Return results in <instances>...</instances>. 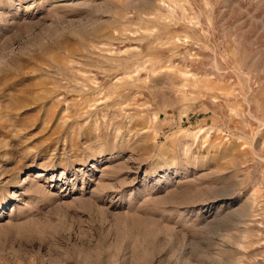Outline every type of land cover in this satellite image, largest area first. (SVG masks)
I'll return each instance as SVG.
<instances>
[{"label":"rangeland","instance_id":"obj_1","mask_svg":"<svg viewBox=\"0 0 264 264\" xmlns=\"http://www.w3.org/2000/svg\"><path fill=\"white\" fill-rule=\"evenodd\" d=\"M0 264H264V0H0Z\"/></svg>","mask_w":264,"mask_h":264}]
</instances>
